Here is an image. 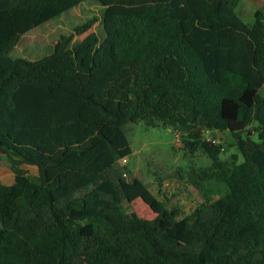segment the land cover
I'll return each instance as SVG.
<instances>
[{"label":"trees","instance_id":"1","mask_svg":"<svg viewBox=\"0 0 264 264\" xmlns=\"http://www.w3.org/2000/svg\"><path fill=\"white\" fill-rule=\"evenodd\" d=\"M85 1L0 0V152L37 169L0 184V264H264V12L247 24L240 0H95L103 39L94 17L39 62L9 56ZM137 121L190 144L228 134L242 160L224 167L201 141L212 164L189 178L205 199L178 218L117 165ZM138 198L153 218L123 211Z\"/></svg>","mask_w":264,"mask_h":264},{"label":"rangeland","instance_id":"2","mask_svg":"<svg viewBox=\"0 0 264 264\" xmlns=\"http://www.w3.org/2000/svg\"><path fill=\"white\" fill-rule=\"evenodd\" d=\"M257 9L264 12V0H240L235 13L242 21L251 24ZM94 17L97 21L89 31L95 32L103 39V7L95 0H87L30 30L22 37L12 55L14 58L22 57L31 63L39 62L57 51L61 35L73 33L75 26ZM85 34L74 35L71 45L79 42ZM260 92L264 93V87ZM124 131L132 153L125 158V162L120 160L117 165L126 166L132 175L147 185L151 193L163 202L167 209L178 211V218L190 214L205 199L201 191L192 186L189 178L193 171L209 168L212 164L208 154L201 147V141L222 146L219 158L224 167L242 160L233 139L228 134L203 132L200 141L190 144L193 140L188 134L161 124L147 126L143 121L129 122L124 125ZM16 173L35 177L37 169L21 162L17 156L8 157L0 152V184H12ZM202 183L206 189L217 187L213 179L209 181L207 179ZM208 195L215 199L219 194L212 191ZM122 209L145 219L155 216L140 198L123 203Z\"/></svg>","mask_w":264,"mask_h":264},{"label":"crops","instance_id":"3","mask_svg":"<svg viewBox=\"0 0 264 264\" xmlns=\"http://www.w3.org/2000/svg\"><path fill=\"white\" fill-rule=\"evenodd\" d=\"M79 5H80V4H79ZM29 32H30V31H29ZM29 32H27V33H29ZM27 33H25V34H27ZM25 34H24V35H25ZM24 35L21 36L20 40L22 39V37H23ZM20 40H19L18 44L15 45V46L10 50V52H9V56H10L11 58H14L13 55H12V53H13V51L15 50V48L19 45Z\"/></svg>","mask_w":264,"mask_h":264},{"label":"built area","instance_id":"4","mask_svg":"<svg viewBox=\"0 0 264 264\" xmlns=\"http://www.w3.org/2000/svg\"><path fill=\"white\" fill-rule=\"evenodd\" d=\"M122 161H124V162H125V161H126V159H122Z\"/></svg>","mask_w":264,"mask_h":264}]
</instances>
